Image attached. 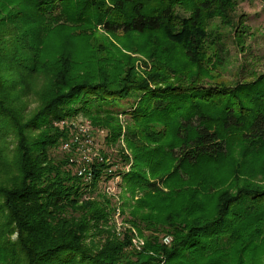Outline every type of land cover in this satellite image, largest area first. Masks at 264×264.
<instances>
[{"label": "trees", "instance_id": "16d2710c", "mask_svg": "<svg viewBox=\"0 0 264 264\" xmlns=\"http://www.w3.org/2000/svg\"><path fill=\"white\" fill-rule=\"evenodd\" d=\"M16 1L14 5L10 0H0V264H261L264 189L238 188L233 198L226 193L216 219L196 232L190 222L198 221L196 212L203 217L209 210L201 203L193 211L191 204L186 205L184 213L173 208L174 196L190 193L186 178L181 185L161 177L149 179L145 170L154 164H149V156L141 154L135 155L137 163L133 166L120 167L110 158L112 152L98 148L91 162H84L78 149L86 137L77 123L85 121L86 113L95 119L91 122L93 131L109 121L100 118L104 113L78 101L74 90L92 87L78 81L80 75L73 69L70 54L45 58L40 50L42 39L31 40L33 29L25 27L41 17L53 20L80 12L79 20H85L88 17L82 11L87 8L81 10V4L73 5V0ZM114 1L116 11L127 19L105 21L107 31L163 30L170 41L185 48L192 61L197 60L200 43L207 37L202 26L204 11L218 5L228 17L230 6L229 0H193L196 11L190 17H179L181 26L175 28L173 22L168 24L173 15L168 6L161 12L150 9L148 0ZM73 7L80 9L71 14ZM211 90L219 94L215 91L218 89ZM240 92L256 109L243 110L236 103L240 102ZM224 96L229 97L222 119L224 128L239 130L247 141L263 139L264 79L221 95L222 101ZM66 100L78 107L67 110L60 105ZM187 100L188 93L165 92L155 104L157 113H172L179 118L181 143L171 150L173 156L191 165L225 156L228 143L211 128L212 118ZM104 131L105 143L112 148L118 146L119 153L126 157L116 135L108 128ZM66 143H70L69 148ZM86 166L91 178L78 173ZM115 177H119V188L123 183L130 186L125 201L120 197L117 200L118 193L107 189ZM137 196L140 198L135 200ZM158 196L166 202L162 217L157 216L159 211L151 203V198ZM118 205L129 225L121 233L111 223ZM145 209L152 210L153 215L142 216L140 211ZM134 232L145 237V243L133 241ZM164 234L169 238L173 235L170 246L165 239L161 241Z\"/></svg>", "mask_w": 264, "mask_h": 264}, {"label": "rangeland", "instance_id": "374dc122", "mask_svg": "<svg viewBox=\"0 0 264 264\" xmlns=\"http://www.w3.org/2000/svg\"><path fill=\"white\" fill-rule=\"evenodd\" d=\"M10 2L18 3L16 0ZM114 2L73 0V5L81 4V10L84 6L87 8L82 13L86 12L84 15L88 19L79 20L81 12L78 16L65 15L53 20L41 17L25 28L33 29L31 40L42 39L39 40L42 43L40 50L45 58L53 59L63 52L70 54L72 65L75 63L73 69L80 75L78 81L92 87L86 91L74 90L78 101L85 105L81 107L104 113L100 118L109 121L97 126L102 132L93 131L91 122L95 119L86 113L85 121L80 120L77 125L89 128V133L95 136L93 140H98L99 144L83 143L82 149L86 148L91 155L97 153L98 148L112 152L110 158L118 161L120 167L133 166L135 155L149 156V164H154L145 170L149 179L161 177L181 185V180L186 178L190 193L174 196L173 208L184 213L188 209L186 205L193 206L191 211L199 203L204 205L209 210L208 215L201 217L196 212L194 217L199 219L196 223L190 222V226L196 227V232L205 230L206 222L218 216L219 203L226 193L233 198L238 194V188L256 186L264 189V138L247 141L239 130H226L222 119L229 97L224 96V101L221 100L225 93L264 79V0H229L228 17L218 5H214L213 10L204 11L202 26L207 37L200 43L196 61L190 60L185 48L170 41L163 30L143 33L107 31L105 21L127 19L125 14L116 11ZM148 4L150 9L161 12L170 7L173 15L168 24L173 22L175 28L181 26L179 17H190L196 11L193 0H148ZM22 8L33 11L32 7ZM76 9L80 7H73L71 14ZM211 89H218L215 91L219 94H213ZM179 91L188 93L187 101L198 104L200 111L212 118L211 128L228 143L225 156L217 160L201 159L194 165L180 162L173 156L171 150L177 149L181 143L177 134L179 118L172 113H157L155 104L165 92L175 94ZM239 94L240 102L236 103L243 110L256 109L245 102L248 97L245 93ZM60 105H65L67 110L78 107L68 100L61 101ZM105 128L116 135L126 157L119 153L118 146L112 148L105 143ZM113 186L110 191L118 193L117 200L119 197L122 201L127 200L130 186L127 183L121 188ZM211 186L215 188L211 190ZM151 203L161 213L155 212L157 216L163 215L164 198L152 197ZM117 207L111 223L121 233L129 225L121 215L122 208ZM140 212L142 216L153 215L149 209ZM133 234V241L145 243V237L139 232ZM169 235L170 241L165 242L167 246L174 240L173 235ZM165 237L166 234L160 236L163 243ZM261 264H264V255Z\"/></svg>", "mask_w": 264, "mask_h": 264}, {"label": "built area", "instance_id": "2783aa9c", "mask_svg": "<svg viewBox=\"0 0 264 264\" xmlns=\"http://www.w3.org/2000/svg\"><path fill=\"white\" fill-rule=\"evenodd\" d=\"M80 133H81V135L83 137L84 136L86 137V140H84V142H82V144H81L82 147L80 149H78V151H81V158L84 160V162L86 164H89L91 162V159H92L93 156L91 155V153L89 152V150L86 152V148L85 149H82L83 148V143H86V145L89 144V143H91V145H92L94 141H93V138L90 137L91 134L89 133V128L80 125ZM78 139H79V136L76 137V140L75 141L77 142ZM65 147L66 148H69L70 147V143H66L65 144ZM110 172H111V170H110ZM78 173H79L80 176H83V177H86V178H91L90 176L89 177L87 176V174H88V172H87V166L79 169V172ZM118 182H119V177L113 178L108 183V188L107 189L112 190V187H114L113 184L117 185ZM169 241H170V238L169 237H166L165 238V242H169Z\"/></svg>", "mask_w": 264, "mask_h": 264}]
</instances>
